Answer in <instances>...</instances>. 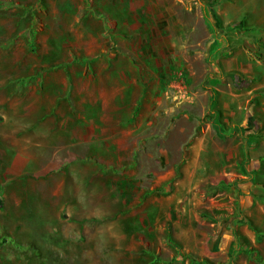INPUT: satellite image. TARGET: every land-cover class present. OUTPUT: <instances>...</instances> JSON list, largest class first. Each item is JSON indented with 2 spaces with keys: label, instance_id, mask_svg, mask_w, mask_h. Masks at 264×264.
<instances>
[{
  "label": "rangeland",
  "instance_id": "1",
  "mask_svg": "<svg viewBox=\"0 0 264 264\" xmlns=\"http://www.w3.org/2000/svg\"><path fill=\"white\" fill-rule=\"evenodd\" d=\"M115 2L0 0V264H193L186 257L215 264L193 256L202 248L187 247L195 244L189 221L173 222L165 186L152 188L145 153L175 123L174 95L190 112L181 122L188 134L207 123L218 127L195 118L192 106L205 101L197 90L206 60L197 48L189 58L171 57L156 34L134 39L132 11L126 16ZM255 35L250 49L262 56V31ZM112 50L110 63L130 71L124 83L109 70L105 51ZM133 80L142 98L123 104L114 93ZM153 95L160 105L151 104ZM257 102L249 122L255 126ZM207 191L191 208L210 222L233 201ZM209 231L204 246L215 234Z\"/></svg>",
  "mask_w": 264,
  "mask_h": 264
},
{
  "label": "crops",
  "instance_id": "2",
  "mask_svg": "<svg viewBox=\"0 0 264 264\" xmlns=\"http://www.w3.org/2000/svg\"><path fill=\"white\" fill-rule=\"evenodd\" d=\"M203 3L191 4L188 0L114 3V7L128 10L126 16L132 11L134 39L139 35V40L143 36L154 40L156 34L155 40L169 43L165 49L171 51V57L189 58L191 50L197 48L196 54L207 63L201 72L204 84L197 90L204 94L205 101L192 106L197 112L195 118L216 122L218 127L212 129L207 123L202 133L188 134L181 122L188 119L190 112L185 113L184 107L177 106L173 94L169 109L176 112L171 114L175 123L164 141L150 140L145 149L150 168L154 169L151 185L157 190L165 186L161 193L172 202L170 217L175 224L189 221V234L195 244L187 247L202 248L192 253L194 257L208 258L215 264H264V0H211L205 8ZM205 9L209 11V24L204 17ZM243 20L244 25L239 27ZM259 30L262 56L254 55L250 49ZM105 52L110 63L116 51ZM108 65L124 83L130 71L114 61ZM180 66L184 71L190 70L183 59ZM173 67L169 65L168 70ZM133 68L136 69L135 64ZM233 75L239 80L234 81ZM131 83L118 86L114 93L123 104L130 98V103L137 104L142 98L140 82L137 87L136 80ZM136 88L139 93L134 91ZM179 91L176 89L175 94ZM255 99L261 111L256 126L249 123ZM161 102L160 97H151V104L158 106ZM186 136L192 137L188 140ZM210 186L218 195L228 193L233 208L209 222L191 205L192 201L197 203V193L206 195ZM211 228L215 234L204 246ZM199 243L203 245L200 247ZM186 259L201 264L191 257Z\"/></svg>",
  "mask_w": 264,
  "mask_h": 264
},
{
  "label": "trees",
  "instance_id": "3",
  "mask_svg": "<svg viewBox=\"0 0 264 264\" xmlns=\"http://www.w3.org/2000/svg\"><path fill=\"white\" fill-rule=\"evenodd\" d=\"M207 20L210 21V16H209L208 14H207ZM243 25H244V20L241 21V22L238 24L239 27H242ZM233 79H234V81H236V80H239V77L236 76V75H233ZM205 261H206V260H205Z\"/></svg>",
  "mask_w": 264,
  "mask_h": 264
},
{
  "label": "built area",
  "instance_id": "4",
  "mask_svg": "<svg viewBox=\"0 0 264 264\" xmlns=\"http://www.w3.org/2000/svg\"><path fill=\"white\" fill-rule=\"evenodd\" d=\"M182 86H180L179 88H181ZM182 89V88H181ZM183 90V89H182Z\"/></svg>",
  "mask_w": 264,
  "mask_h": 264
}]
</instances>
